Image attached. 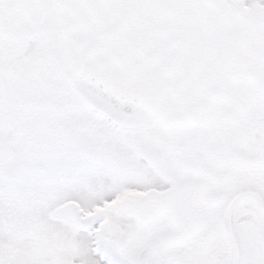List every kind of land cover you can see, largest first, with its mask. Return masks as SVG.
Wrapping results in <instances>:
<instances>
[{
	"label": "snow or ice",
	"instance_id": "obj_1",
	"mask_svg": "<svg viewBox=\"0 0 264 264\" xmlns=\"http://www.w3.org/2000/svg\"><path fill=\"white\" fill-rule=\"evenodd\" d=\"M0 264H264V0H0Z\"/></svg>",
	"mask_w": 264,
	"mask_h": 264
}]
</instances>
